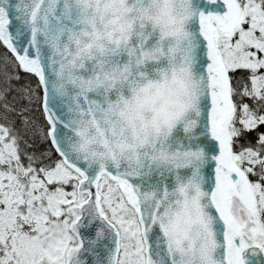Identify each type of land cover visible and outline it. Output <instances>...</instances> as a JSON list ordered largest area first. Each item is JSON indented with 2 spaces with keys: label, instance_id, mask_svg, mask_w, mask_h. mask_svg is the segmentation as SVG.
Wrapping results in <instances>:
<instances>
[{
  "label": "snow or ice",
  "instance_id": "1",
  "mask_svg": "<svg viewBox=\"0 0 264 264\" xmlns=\"http://www.w3.org/2000/svg\"><path fill=\"white\" fill-rule=\"evenodd\" d=\"M0 0V264H264V0Z\"/></svg>",
  "mask_w": 264,
  "mask_h": 264
},
{
  "label": "clouds",
  "instance_id": "2",
  "mask_svg": "<svg viewBox=\"0 0 264 264\" xmlns=\"http://www.w3.org/2000/svg\"><path fill=\"white\" fill-rule=\"evenodd\" d=\"M178 8V5H173L171 3H165L164 0H160L159 3L152 5L151 14L158 16L161 23H165L168 20L170 14Z\"/></svg>",
  "mask_w": 264,
  "mask_h": 264
}]
</instances>
